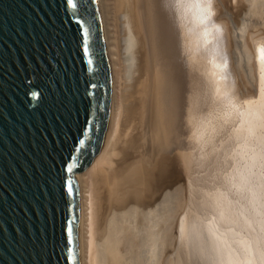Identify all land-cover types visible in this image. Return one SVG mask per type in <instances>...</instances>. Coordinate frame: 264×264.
<instances>
[{
	"label": "bare ground",
	"instance_id": "bare-ground-1",
	"mask_svg": "<svg viewBox=\"0 0 264 264\" xmlns=\"http://www.w3.org/2000/svg\"><path fill=\"white\" fill-rule=\"evenodd\" d=\"M96 1L112 131L74 173L80 263L258 261L264 0H211L203 24L175 0Z\"/></svg>",
	"mask_w": 264,
	"mask_h": 264
},
{
	"label": "water",
	"instance_id": "water-1",
	"mask_svg": "<svg viewBox=\"0 0 264 264\" xmlns=\"http://www.w3.org/2000/svg\"><path fill=\"white\" fill-rule=\"evenodd\" d=\"M110 102L96 0H0V264H81L74 173Z\"/></svg>",
	"mask_w": 264,
	"mask_h": 264
},
{
	"label": "snow or ice",
	"instance_id": "snow-or-ice-1",
	"mask_svg": "<svg viewBox=\"0 0 264 264\" xmlns=\"http://www.w3.org/2000/svg\"><path fill=\"white\" fill-rule=\"evenodd\" d=\"M211 0H175V4L179 9H182L186 14H191L194 21H199L200 24L204 23L206 16L204 15V7L209 4ZM208 35L207 32L204 33L206 37ZM257 64L258 70L260 73L261 79V90H260V97H261V104H260V113H259V120H260V128L262 131L261 135V149H260V157H259V167L261 169L260 176H261V207L264 208V44L257 48ZM216 67H219L217 65ZM251 103V102H245ZM238 115L240 116L241 120H246L251 113L246 112H239ZM264 222V221H262ZM231 231V230H230ZM264 231V229H262ZM218 243L222 246L232 247V244L227 242L226 235H219L217 236ZM237 244L241 245L240 250L247 253L248 256H251V247L250 246H243V242H236ZM264 243V241H262ZM219 264H264V248H262L259 252V260L253 258H246L243 261L234 262V261H220Z\"/></svg>",
	"mask_w": 264,
	"mask_h": 264
}]
</instances>
